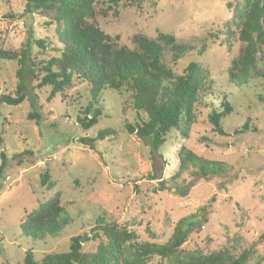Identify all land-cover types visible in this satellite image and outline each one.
Masks as SVG:
<instances>
[{
  "label": "rangeland",
  "instance_id": "1",
  "mask_svg": "<svg viewBox=\"0 0 264 264\" xmlns=\"http://www.w3.org/2000/svg\"><path fill=\"white\" fill-rule=\"evenodd\" d=\"M241 2L120 0L115 15L107 0H97L96 10L106 11V15L99 13L95 23L105 34L118 36L120 44L129 49L134 48L135 35L149 39L157 33L172 35L193 51L177 63L165 55L166 64L181 74L188 63H199L214 83L207 108L198 111L189 139L172 131L157 154L125 132L123 126L133 121L134 114L123 98L109 91L102 93L98 124L83 131L76 117L90 101L86 86L75 85L48 101L49 89H37L38 76L25 75V101L17 107L0 104V148L7 158V167L0 172V264H20L27 250L36 259L48 252H65L74 236L83 237V252L94 251L96 244L86 242L85 237L96 216L127 225L141 242L164 244L179 220L192 215L199 220L202 207L207 223L188 236L181 247L184 254H209L226 248L238 255L255 243V256L249 264H264V101L259 100L264 98V79L251 77L240 88L227 82L230 61L242 45L231 24L233 11L226 4ZM24 4L25 0H0V49L17 52L29 43L37 64L56 54L55 26L46 14L23 16ZM226 24L236 34L225 46L209 35L221 32L219 38H223ZM37 40L45 41L44 50L35 44ZM203 44L206 49L199 56ZM256 61L258 70L263 71L261 54ZM18 68L16 61L0 60V95L14 96ZM223 98L233 111L221 121L228 136L217 137L207 116L212 109L221 110ZM34 112L43 116L39 124L26 119ZM247 120L249 131L235 135ZM104 129H112L115 135L95 143L93 150L77 143L79 138H92ZM201 137L207 138L208 144L200 143ZM181 147L206 160L223 162L227 172L206 179L183 175L187 189L183 198L173 190L157 191L161 180L171 181L175 175ZM25 148L32 150L35 163L13 166L10 158ZM45 170L56 182L52 190L40 185ZM55 192L61 193L71 223L54 239L23 237V218ZM149 264H157V260Z\"/></svg>",
  "mask_w": 264,
  "mask_h": 264
},
{
  "label": "trees",
  "instance_id": "2",
  "mask_svg": "<svg viewBox=\"0 0 264 264\" xmlns=\"http://www.w3.org/2000/svg\"><path fill=\"white\" fill-rule=\"evenodd\" d=\"M119 1L107 0L108 9L113 10L115 15ZM96 5L97 0H25L23 16L46 14L52 19L58 47L53 49L54 56L37 64L30 53L29 43L17 52L0 49V60L16 61L19 66L15 73L14 96L1 94L0 104L17 107L25 101V75L28 73L32 77L38 76L37 89H49L48 101L58 94L63 95L75 85L87 87L90 101L76 117V123L83 131L98 124L102 115L100 95L109 91L129 102L134 119L125 123L123 128L127 134L147 143L151 153H158L172 131L183 140H188L197 123L198 111L207 108L206 99L211 96L214 83L208 71L196 62L188 63L181 74H176L166 64L165 55H170L172 62L177 63L193 51L192 46L178 42L172 35L157 33L154 39L144 35L133 36L134 48L129 49L120 44L118 36L107 35L98 28L95 23L97 15L101 13L105 16L106 11L96 10ZM226 7L233 11L231 24L237 32L236 40L242 45L238 55L230 61L227 82L237 88L245 87L251 77L264 79V70H258L256 61L259 54L264 58V0H242L234 5L227 3ZM9 18L12 19L11 16ZM225 27L223 38H219L221 32L209 37L226 46L236 33L230 24ZM35 44L45 49V41L37 40ZM205 49L203 44L198 55L201 56ZM222 100L221 110L212 109L207 116L211 131L217 137L228 136L221 121L233 111L230 103L225 98ZM259 100L264 101V98ZM26 119L39 124L43 116L34 112L29 113ZM248 131L247 120L234 134ZM114 135L112 129H104L92 138H79L77 143L93 150L95 143ZM199 142L208 144L209 141L201 137ZM10 159L15 167L35 163L34 153L29 148ZM178 160V169L171 181L161 180L157 191L173 190L183 198L187 196L183 175L204 179L220 177L228 168L223 162L206 160L186 147L180 148ZM0 162L2 172L7 167L2 148ZM40 185L48 190L56 185L47 170L40 176ZM200 213L199 220L194 215L179 220L164 244L141 242L127 225H118L103 216H96L89 225V236L85 237L86 242L96 244L94 251L83 252V237L74 236L69 239L65 252H48L36 259L33 252L27 250L20 264H149L153 259L157 260V264H249L254 259L255 243L238 255L226 248L209 254H184L181 247L188 236L207 223L204 207L200 208ZM70 223L61 193L55 192L23 218L20 231L23 237L34 241L54 239Z\"/></svg>",
  "mask_w": 264,
  "mask_h": 264
}]
</instances>
